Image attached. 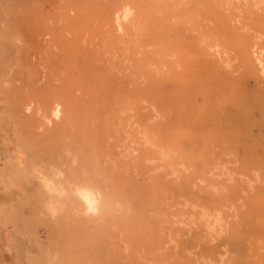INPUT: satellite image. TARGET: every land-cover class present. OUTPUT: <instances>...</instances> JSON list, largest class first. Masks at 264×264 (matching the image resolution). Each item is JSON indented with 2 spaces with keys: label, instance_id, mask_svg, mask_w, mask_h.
Instances as JSON below:
<instances>
[{
  "label": "rangeland",
  "instance_id": "1",
  "mask_svg": "<svg viewBox=\"0 0 264 264\" xmlns=\"http://www.w3.org/2000/svg\"><path fill=\"white\" fill-rule=\"evenodd\" d=\"M123 1L134 2L137 12L132 22L125 25V28L129 29H125L123 34L117 33V41L115 39L112 42L111 38L114 37H110L109 43V36L102 34V12L107 7L112 12ZM153 1L0 2V134L3 135H0V139L6 134L19 135L21 132L20 128L13 130L14 125L10 123L6 108L7 102L14 96H23L20 98L22 104L19 101L18 105L20 109L27 101L25 98H28L29 102L33 99L35 102L37 99L38 102L43 101L33 105L35 108L40 104L47 106H44L43 114L41 107L37 108L40 112L32 108L38 115L36 118L33 111V116L25 115L29 119L33 117L32 123L42 121L48 115L45 114L46 111L49 113L48 107L58 100L59 96H64L70 99L69 105L73 104V109L70 110L74 113V118L77 112V118L81 120L78 123L84 122L83 126L76 124L82 138L72 131L73 127L78 131L74 124L78 120L68 122L73 113L64 108L70 115H65L64 110V116L61 117L63 120L60 118L61 122L58 120V124L54 122L56 126L63 125L61 128L60 125L57 127L64 135L58 132V136V130H54L53 137L50 135V139L44 138L42 146L41 141L35 142L37 146L34 145V148H40L38 151L43 156V151H48L50 158H53L54 154V160L59 164L64 161L66 163L61 164L74 167L70 165L74 160L73 164L76 163L79 167H74L77 170H85L84 172L92 177L105 180L109 178V183L116 182L114 185L111 183L115 192V212L104 216L99 229L90 230L92 234L85 231L79 234L81 232L78 230L73 232L75 235L78 233L79 238L73 236L71 230L68 234V230L63 226L58 228L54 225V228L49 230L47 226L44 228V225H39V221L47 218L36 212L38 208L40 210V206L36 207L37 203H33L34 194L29 190L14 187L13 191L19 196V202L0 203V264H52L54 253L60 260H57L56 264H61V260L70 262L68 264H75L73 260L78 264L83 263L81 260L86 256L89 262H94L92 264H218L222 256H227L223 259L226 264H264V75L253 65H245L243 62V57L252 51H258V55L264 59V13L261 18L254 15L264 9L260 7V11L259 0H240L242 3L238 0H235L237 3L234 0ZM245 1L253 5L247 6L249 3ZM216 3L222 5L217 6ZM214 4L216 8L212 10ZM219 8H223L228 17ZM252 9L256 10H253L254 14H250L253 13ZM215 12L219 13L220 18L218 14L213 15ZM224 16L229 20H224ZM227 21L231 26L226 24L229 23ZM222 22V27H225L223 29L220 25ZM229 27L231 31L236 28L237 35L234 31H228L229 34L233 33L228 35ZM101 36H106V41ZM36 41H39L40 45H37ZM243 43L245 46L243 45L242 49ZM31 65L37 71H34ZM35 72L38 73L37 76H33ZM101 96L103 98H100ZM97 100L103 101H99L98 111ZM74 107H77L78 111H75ZM92 107H96L93 109L96 112L93 111L94 115L90 110ZM81 108L84 113L86 111L89 120L96 116L92 123L88 122L85 116L82 118L84 113L79 111ZM108 108L113 111L109 112ZM107 109L109 113L105 111ZM99 110L103 112L99 113ZM78 112L82 113V116ZM112 113L114 120H111ZM163 113L169 117H164ZM97 114L99 118L105 116V124L111 120V125L109 122L108 126L104 125L102 128L104 117L99 119L100 123L97 124ZM149 120H152L149 124L152 129L148 127ZM95 121L97 126L101 124L97 129ZM87 123L89 124L86 128ZM93 125L90 130L89 127ZM6 127L8 131L5 133L3 128L7 129ZM101 128L103 132L108 129L110 134H107V139L103 138L106 135L102 133ZM83 129L84 135L81 133ZM96 131L99 135H96ZM69 132L80 138L76 139ZM142 133L146 134L149 141L146 136V140L144 139L145 134ZM110 135L114 138H111L114 140L112 143ZM61 136L62 138H58ZM92 137L94 140L95 137L98 138L96 141L99 143L94 142ZM99 138L104 139V143H110L104 148L105 150L109 147L106 152L103 150L106 143L100 142ZM80 139L83 140L81 146L78 142ZM139 141L141 146H137L140 145ZM114 142L119 146L116 147ZM146 142L149 144L147 147ZM47 143L48 145H44ZM71 143L76 153L75 150L71 152L73 156L70 159V152L65 151H68V146L72 147ZM111 144L115 145L111 147L113 150H110ZM164 144L171 148L170 152ZM150 145L155 146L154 149ZM58 146L59 149H56ZM43 147H48L47 151L46 148L43 150ZM161 148L166 149L164 156L161 154L164 152ZM57 150L61 154L59 157ZM83 150L86 154H83ZM96 151L100 153L98 156ZM1 152L2 150L0 159ZM65 153H68L67 157ZM116 156L117 159L121 156L119 163L114 159ZM97 157L104 159L99 161ZM66 158L69 161H65ZM76 159L81 162L78 161L79 165ZM126 159L127 163L124 161ZM97 161L101 162L100 166ZM161 161L164 162L163 165L159 164ZM86 168H91L93 173H90L91 169L88 172ZM101 169L105 172L99 171ZM106 169H109V173ZM102 173L107 177L101 178L104 176ZM4 189L0 179V195H7V191H10L6 188L7 191L3 193ZM215 212L221 213L223 227L219 233L213 235L207 231L209 223L205 215ZM150 229H153L152 232H149ZM99 232V235L105 236L103 239L94 235ZM153 232L155 237H152ZM71 235L72 239L80 244L77 245L79 247L75 245L74 248L75 241H70ZM119 235L124 238L123 241ZM11 238L15 241L14 248ZM91 238L97 243L96 247ZM102 240L107 242L104 244ZM120 245L126 251H123ZM81 248L86 250L83 252ZM58 249H62L64 253H59ZM72 249L77 252H72ZM62 253L64 256L68 255V259L63 258L65 261L60 259ZM42 254L46 259L44 262ZM120 254L123 255V260ZM74 257L77 259H73ZM69 258L72 262L67 261ZM78 259L80 262L76 261ZM85 260L88 262L87 258Z\"/></svg>",
  "mask_w": 264,
  "mask_h": 264
},
{
  "label": "bare ground",
  "instance_id": "2",
  "mask_svg": "<svg viewBox=\"0 0 264 264\" xmlns=\"http://www.w3.org/2000/svg\"><path fill=\"white\" fill-rule=\"evenodd\" d=\"M1 1H5V0H0V2ZM153 1V0H152ZM155 1V0H154ZM153 1V2H154ZM157 1V0H156ZM237 1V0H236ZM235 0H234V2L235 3H237ZM240 0H238V2H239ZM248 1V0H247ZM247 1H245L248 5L247 6H252L253 4H251L250 2H247ZM254 1V0H253ZM241 2V1H240ZM239 2V3H240ZM242 3V2H241ZM244 3V2H243ZM257 3V2H256ZM217 4V3H216ZM221 4V3H220ZM220 4H217V6L219 5L220 6ZM111 5H113V4H111ZM222 5V4H221ZM108 6H110V5H108ZM240 6V5H239ZM255 6V5H254ZM258 6H259V9H260V7L262 8V10L264 9V0H259V2H258ZM110 7H113V6H110ZM223 7V6H222ZM214 8H216V5L214 4V6H213V8L211 7V9L212 10H214ZM253 8V7H252ZM110 8L109 7H107V9L105 10H103V12H102V20H103V29H104V31H105V28H106V30L107 31H105V33H104V31L102 32V34L103 35H105L106 34V36L108 37L107 39L109 40L110 39V37H114V38H111V39H113V41L112 42H114V40L116 39V34L117 33H119V34H123V32L124 31H126L127 29H129V28H125L126 26V24H128L130 21L132 22V19L134 18V16H135V14H136V12H137V6H136V4L134 3V2H131V1H123L122 3H120L118 6H117V8H115L114 9V7H113V11L111 12V9L109 10ZM220 9V11L222 12V13H224L225 11L223 10V8H219ZM223 11H222V10ZM249 9V8H248ZM251 9V8H250ZM108 10V11H107ZM254 9H252V11H253ZM254 11H256V10H254ZM254 11H253V13L252 12H250V14H254ZM260 11H261V9H260ZM214 12V11H213ZM216 12H217V10H216ZM213 13V15H219V13ZM231 13V12H230ZM230 13H229V15H230ZM264 11L263 12H259V13H256L255 12V16H257L258 18H261L264 14ZM257 14V15H256ZM259 14V15H258ZM263 14V15H262ZM224 15L226 16V17H228L227 15H226V13H224ZM253 15V16H254ZM225 16H224V18H225ZM216 17V19H217V16H215ZM219 18H220V15H219ZM218 18V19H219ZM72 19V18H71ZM224 20H229L228 18H225ZM259 21L261 20V19H258ZM130 22V23H131ZM227 22H229V21H227ZM231 22H233V20L231 21ZM219 23V22H218ZM224 22H222L220 25H221V27H222V24H223ZM226 24H228V26H231V23L229 22V23H226ZM219 25V26H220ZM225 25V24H224ZM223 25V26H224ZM234 27V26H233ZM223 28H225V27H222V29ZM230 28V27H229ZM126 29V30H125ZM232 29H234V28H232ZM235 30H236V28H235ZM235 30H232L231 31V28H230V30H227V33H228V35H230V34H233V33H235L236 31ZM228 31H230V32H233V33H230L229 34V32ZM125 33V32H124ZM237 33L238 32H236V35H237ZM102 35V36H103ZM101 36V37H102ZM105 36V37H106ZM234 36V35H233ZM103 38L102 37V39H105V41H106V38ZM118 37V36H117ZM111 39L109 40V43H110V41H111ZM120 39H121V35H120ZM118 40V38L116 39V41ZM105 41L103 40V42L105 43ZM111 42V43H112ZM106 43H108V42H106ZM36 44L37 45H40V42L39 41H36ZM242 45V46H241ZM240 46L242 47V49H243V45L245 46V43H243V44H241ZM247 46V45H246ZM249 46V45H248ZM241 47H240V50H242L241 49ZM250 47V46H249ZM251 48V47H250ZM253 50H254V48H253ZM251 51H252V48H251ZM250 51V52H251ZM247 52L249 53V49L247 50ZM256 51H252V53H250V54H246L243 58H244V60H243V62H245L244 64L246 65H250V66H252L253 65V67H255L262 75H264V59H262L261 57V55H258V51L255 53ZM260 52V51H259ZM205 54V53H204ZM261 54V53H260ZM253 57H254V59H253ZM255 61V62H254ZM208 62L209 61H207V64H208ZM213 62L214 61H212L211 63L213 64ZM255 65V66H254ZM250 66H249V68H250ZM31 67L33 68V70L34 71H37V70H35V67L33 66V65H31ZM215 68H216V66H215ZM252 68V67H251ZM256 69L254 70V72H256ZM31 70V69H30ZM253 71V70H252ZM37 72H35V74H33V76H37V74H36ZM81 75H82V72H81ZM255 74H253V76H254ZM32 76V75H31ZM72 77V76H71ZM257 77V76H256ZM258 77H259V75H258ZM264 77V76H263ZM71 79V78H70ZM82 79H84V76H82ZM78 80L79 81H81L79 78H78ZM78 81V83L80 84L81 82H79ZM73 82V81H72ZM83 82V81H82ZM75 83V82H74ZM18 95V94H17ZM16 95V96H17ZM19 96V95H18ZM21 96V95H20ZM19 96V98H17V97H13L11 100H9L8 102H7V104H6V108H7V111H8V115H9V120H10V123L12 124V125H14L13 126V130L15 129V128H20L21 130V132H20V134L19 135H16L14 132V135H11L10 133H9V135L8 134H6L5 135V137L4 138H2V134H0V135H2L1 136V139H0V145H1V150H2V158L0 159V161L2 162L1 164H0V179H1V181H2V186L6 189H10V191H7V190H3V193H5V191H7V195H5V194H1L0 195V203H15V202H19V196L13 191L14 190V187H16V188H18L19 187V189H25V190H29V191H31L32 192V194H34V196H35V200L33 201V203H37V205H35L36 207H38V206H40V210H39V208H38V211H36L37 213H41V215H43V216H45L47 219H42L41 221H39V225H42V227H43V225H44V228H45V226H47L48 227V229L49 230H52L53 228H54V225H56V226H58V228L59 227H62L63 226V228L65 227L68 231H67V233L68 234H70L69 233V231L71 230V232H72V235L74 236L75 234H73V232H75V231H79V232H81V233H79V234H82V232H86V233H88V234H92L91 232H90V230L91 229H93L94 231H97V229H99V227H100V221H101V219L104 217V216H109L111 213H114L115 211V208H116V206H115V203H113V201H114V199H115V192H114V189H113V186L111 185V183H112V181H110L111 183H109V181H107V180H109V178L107 179V180H105V179H100V178H96V177H92L91 175H88L86 172H84L83 170L82 171H79V170H77V169H79V167L76 165V163H75V165L73 164V162H74V160L72 161V164H70V165H72V166H74V167H78L77 169L76 168H74V167H71V166H67V164H61L62 162H64V161H62L60 164H59V162H57L56 160H54V154H53V158L51 157L50 158V156L49 155H47L48 154V151H47V148L46 147H43V150H45L44 148H46V150L45 151H47L46 153L43 151V153H44V156L46 155V156H48L49 158H47L46 156V158L43 156V155H41L40 153H39V151H38V149H40V148H38L37 150L35 149L36 147L35 146H37V144H34L35 142L37 143V141H41V143H40V145L42 146V140L44 139V138H47V137H49L50 135H51V137H53L54 135L52 134V132H54V130H58L57 132H56V134L59 132V134L60 135H64V133H61V131H60V128H61V126H63L62 124L60 125V128L59 127H57V126H59V125H55L54 124V122H57V124H58V120L62 117V116H64V114H63V112H64V108H66V110L68 111V112H70L71 110H70V108H72L71 107V104L69 105V101H70V99L69 98H66V97H64V96H59V98H58V100H55L54 101V103L52 104V105H50L51 106V108H50V106L48 107L49 108V113H47L48 111H46V113L45 114H48L47 116H45L44 117V119H42V121H40L39 123L37 122V121H35L34 119L36 118V116H38V115H36L35 114V112H34V109H32V108H35V107H33V105L35 106L36 105V103H39L38 102V99H37V102H35L34 100L35 99H33V98H31V99H33V101L31 102H29L28 101V98H25L27 101L26 102H24V100H23V102L24 103H26V104H24L23 103V107H22V109H20V107L18 106L19 105V101H21L20 100V98H22L23 96H21L20 97ZM103 96V95H102ZM100 97V98H103V97ZM30 100V99H29ZM102 100V99H101ZM101 100H99L100 102H103V101H101ZM98 101V100H97ZM97 101H96V107H97V105L99 104V106L97 107V110L96 111H98V109H100V102L98 101V104H97ZM28 102V103H27ZM41 102H43V101H41ZM40 102V103H41ZM92 102V101H91ZM21 104H22V101L20 102ZM90 103V102H89ZM42 104H44V103H42ZM70 106V107H68V105ZM92 104H94V103H92ZM102 104V103H101ZM39 105V104H38ZM73 105V104H72ZM44 106H45V104H44ZM44 106H42L41 104H40V106H37V108L39 107H41V111H42V114L44 113L43 111H44ZM66 106V107H65ZM86 106V105H85ZM92 106V105H91ZM104 106H105V104H104ZM103 106V107H104ZM47 106H45V108H46ZM81 107V106H80ZM84 107V106H83ZM96 107H94V108H96ZM37 108H35V111H39ZM42 108H43V110H42ZM47 108V109H48ZM67 108H69V110L67 109ZM75 108V111L77 110V107H74ZM85 108V107H84ZM90 108V107H89ZM93 107L90 109V110H92L91 111V113L93 114V109H94ZM105 108V107H104ZM37 109V110H36ZM46 109V110H47ZM51 109V110H50ZM73 109V108H72ZM103 109V108H102ZM108 109H110V108H108ZM108 109L107 110H105V111H107L108 112ZM65 110V115L68 113L67 111ZM85 110H88L87 108H85ZM112 109H110L109 110V112H112L111 111ZM34 112V116H35V118L33 119V121H35L36 123H38V124H36L35 122L34 123H32V118H30L29 119V117H27V116H25V115H31L33 112ZM74 111V110H73ZM78 111V110H77ZM79 111H83V108H81V110H79ZM102 111V110H101ZM32 112V113H31ZM40 112V111H39ZM72 112V111H71ZM70 112V113H71ZM103 112V111H102ZM102 112H100V110H99V113H102ZM108 112V113H109ZM153 112H155L154 110H153ZM24 114V115H22V114ZM73 113V112H72ZM76 114V118H74V113H73V116H70V117H72V118H74V119H72V118H70L71 120L70 121H68V122H70V123H72L75 119H77L78 121H76L74 124H75V127H77V129L76 130H78V131H75V128L73 127L72 129V131L74 132V133H78L77 135H79L80 137H81V135L79 134V126H81V124H82V122H80V123H78L79 121H81L80 119H78L77 118V112H75ZM79 113V112H78ZM82 113H84V111L82 112ZM82 113H79V115L80 116H82ZM94 113H96L95 111H94ZM114 113H115V111H114ZM114 113H112V115L114 114ZM157 115H159L157 112H155ZM154 113V114H155ZM41 113H39V115H40ZM41 114V115H42ZM69 114V113H68ZM68 114H67V116H68ZM91 114V115H92ZM70 115V114H69ZM87 115H88V113H87ZM89 115H90V113H89ZM88 115V116H89ZM94 115V114H93ZM98 115V114H97ZM110 115H111V113L109 114V117H110ZM137 116H138V113L136 114ZM167 114H164L163 113V116L165 117ZM32 116H33V114H32ZM67 116H65L66 118H67ZM85 116V118H87V116H86V111H85V113L83 114V116H82V118ZM101 116V115H100ZM103 117H101V118H103L102 120H103V123H102V125H103V127L102 128H104V125H107L108 126V123L112 120V118L113 117H115L114 115L113 116H111V120L109 121L108 119H107V121H109V122H107V124H105L106 122V119H105V116L104 115H102ZM160 116V115H159ZM168 116V115H167ZM31 117V116H30ZM41 117V116H40ZM39 117V118H40ZM42 117H43V115H42ZM94 117H96V116H93V118ZM106 117H108V114H107V116ZM155 117V116H154ZM169 117V116H168ZM167 117V118H168ZM81 118V117H80ZM93 118H91L90 120H89V117L86 119V120H89L88 122H91L92 121V119ZM101 118H99V115H98V117H97V119H98V122L97 121H95V124H96V122H97V124L98 123H100L99 122V119H101ZM148 118V117H147ZM152 118V117H151ZM156 119H157V117H155ZM167 118H165V119H167ZM110 119V118H109ZM41 120V119H40ZM63 119L61 118V121H62ZM69 120V119H68ZM85 120V119H84ZM93 120H95V118L93 119ZM102 120H100V121H102ZM113 120H114V118H113ZM60 121V120H59ZM60 121V122H61ZM64 121H66V119H64ZM166 121V120H165ZM164 121V122H165ZM59 122V123H60ZM113 122V121H112ZM149 123H148V125L150 124V122H152V120H149L148 121ZM92 123V122H91ZM52 124H53V126H52ZM64 124V123H63ZM67 124V122H65V125ZM76 124L78 125V124H80L79 126H76ZM83 124H84V122H83ZM83 124H82V126H83ZM86 124V123H85ZM88 124L89 123H87V125H85V127L86 126H88ZM97 124H96V129L97 128H99V126H101V124L99 125V126H97ZM138 124H139V121H138ZM50 125L52 126V127H50ZM64 125V127H68V126H65ZM68 125H69V123H68ZM110 125H111V122H110ZM74 126V125H73ZM140 126L141 127H143L141 124H140ZM147 126V125H146ZM160 126H162V123L160 122ZM1 127V126H0ZM63 127V128H64ZM70 127V126H69ZM72 127V126H71ZM85 127H84V129H85ZM92 127H94V125L93 126H90L89 127V129L90 128H92ZM140 127V128H141ZM148 127H151V125H149ZM154 127V126H153ZM163 127V126H162ZM5 128V127H4ZM3 128V130L5 131V133H6V130L8 131V128L7 129H4ZM62 128V130H64ZM87 128V127H86ZM101 128V130H102V133H105L104 135H106V136H104L103 138H106L107 139V134H110V133H108L107 132V130L109 129V127H108V129H106V132L104 131L103 132V129ZM137 128V127H136ZM136 128H134V129H136ZM84 129L81 131V133H82V135H84L85 134V131H87L86 129H85V131H84ZM88 129V130H89ZM95 129V130H96ZM151 129H152V127H151ZM151 129H150V131H151ZM154 129V128H153ZM157 128H155V130H156ZM166 129V128H165ZM10 130V129H9ZM17 130V129H16ZM69 130H70V128H69ZM69 130H66V131H69ZM91 130V129H90ZM92 130H94V128L92 129ZM100 130V131H101ZM105 130V129H104ZM140 130V129H139ZM146 130H147V128H146ZM167 130V129H166ZM1 131H2V127H1ZM3 131V132H4ZM83 131H84V133H83ZM99 131V130H98ZM110 131V130H109ZM137 131V130H136ZM143 131H144V129H143ZM153 131V130H152ZM165 131V130H164ZM168 131H169V129H168ZM171 131V130H170ZM88 132V131H87ZM89 132H92V131H89ZM131 132H133V129H132V131ZM138 132V131H137ZM148 132V131H147ZM147 132H145L146 134H148ZM167 132V131H166ZM2 133V132H1ZM5 133H3V134H5ZM19 133V132H18ZM98 132L96 131V135H99V134H97ZM100 134V135H102L103 136V134ZM130 135H131V133L130 132H128ZM138 133H140V132H138ZM144 133V134H145ZM67 134H68V132H67ZM69 134H71V132H69ZM112 134V133H111ZM134 134H136L137 135V133H134ZM143 133H142V135H144ZM146 134L144 135V139H145V136H146ZM152 134H154V132L152 133ZM165 134H167V133H165ZM58 135V134H57ZM60 135H58V136H60ZM88 135V134H87ZM130 135H129V137H128V139L130 138ZM150 135L151 134H149V137H150ZM163 135V134H162ZM15 136V137H14ZM71 136H75V138L76 139H78V137H76V135H73V133L71 134ZM71 136H67V137H71ZM93 136V135H92ZM115 136H116V134H115ZM118 136H119V134H118ZM121 136H123L124 138H125V136L122 134ZM137 136H140L139 134L137 135ZM165 136V135H164ZM168 136V135H167ZM14 137V138H13ZM79 137V138H80ZM97 137H100V136H97ZM110 137V141L112 140V139H114L113 137H112V135H110L109 136ZM122 137V138H123ZM126 137H127V135H126ZM133 137H135L134 135H133ZM56 138V137H55ZM58 138H62V136L61 137H58ZM82 138V137H81ZM94 137H92L91 139H93ZM102 138V137H101ZM101 138H99L100 139V142L101 141H103L104 139H101ZM112 138V139H111ZM115 138H117V136L115 137ZM120 138V137H119ZM137 138V137H136ZM135 138V139H136ZM140 137H138L137 139H139ZM148 137L146 136V139H147ZM49 139H50V137H49ZM66 139V138H65ZM69 141H70V139L69 138H67ZM75 139V141L74 142H76L77 140ZM90 139V140H91ZM96 139H98V138H96L95 137V140H94V142L96 141ZM118 139V138H117ZM117 139L115 140L116 142H117ZM143 139V136H142V139H141V141H143L144 140ZM145 139V140H146ZM149 139V138H148ZM147 139V140H148ZM162 139V138H161ZM164 139V138H163ZM162 139V140H163ZM47 140V139H46ZM67 140V142H69ZM72 140H73V138H72ZM83 140H85L84 139V137H83ZM83 140H81L80 139V141H78V142H80V146H81V142L83 141ZM89 140V141H90ZM124 140V139H123ZM132 140V139H131ZM165 141H166V139H164ZM45 141V140H44ZM48 141V140H47ZM46 141V142H47ZM51 141H52V139H51ZM54 141V140H53ZM55 141H56V139H55ZM65 141V140H64ZM88 141V140H87ZM88 141V142H89ZM98 141V140H97ZM96 141V142H97ZM114 140H112L111 141V143L113 142ZM126 141V140H125ZM124 141V142H125ZM128 141V140H127ZM141 141H139L140 142V145H137V146H141ZM149 141V140H148ZM49 142V141H48ZM71 142V141H70ZM109 142V141H108ZM123 142V143H124ZM154 142V141H153ZM159 142V141H158ZM73 143V142H72ZM72 143H71V146H72ZM89 143H91V141L89 142ZM98 143H99V141H98ZM102 143H104V141L102 142ZM105 143H106V145H105V147H103V150H104V148H106V146H109V144L107 143V141H105ZM104 143V144H105ZM115 143V142H114ZM118 143V142H117ZM117 143H115L116 144V147H118L119 145H117ZM126 143V142H125ZM129 142H127V144H128ZM147 143V142H146ZM163 143V142H162ZM68 144H70V143H68ZM73 144H75L76 145V143H73ZM79 144V143H78ZM77 144V145H78ZM86 144V143H85ZM84 144V145H85ZM92 144H93V141H92ZM122 144V143H121ZM126 144V145H127ZM130 144V143H129ZM128 144V145H129ZM151 144V143H150ZM160 144H161V141H160ZM35 145V146H34ZM44 145H48V143L47 144H44ZM54 145H57V144H54ZM58 145H61V144H58ZM101 145V144H100ZM98 146L99 147V150H100V148H101V146ZM103 145V144H102ZM114 145V144H113ZM123 145V144H122ZM125 145V144H124ZM145 145V144H144ZM147 145L149 146V144L147 143L146 144V147H147ZM79 146V147H80ZM87 146H88V144H87ZM95 146V145H94ZM115 146V145H114ZM114 146H112V144H111V146H110V150L114 147ZM130 146V145H129ZM154 146V145H153ZM164 146H166V144H164ZM170 145L168 144V147H169ZM33 147V148H32ZM35 147V148H34ZM50 147H52V144H50ZM54 147V146H53ZM56 147V146H55ZM54 147V148H55ZM63 146H61L60 148H62ZM91 148H92V145L90 146ZM112 147V148H111ZM150 147H152L151 145H150ZM155 147V146H154ZM154 147H152L153 149H154ZM161 147H162V145H161ZM66 148V147H65ZM68 151H65V152H70L69 153V155L68 156H70V157H68V158H72V154L73 153H71V152H73L74 150H75V153H76V149H73L74 148V146H72V147H69L68 146ZM88 148V147H87ZM122 148V147H121ZM120 148V149H121ZM123 148L125 149V147L123 146ZM122 148V149H123ZM129 148V147H128ZM131 148V147H130ZM165 148H167V146L165 147ZM52 149V148H51ZM56 149H59V146H58V148H56ZM63 149V148H62ZM61 149V150H62ZM78 149V148H77ZM108 149H109V147H108ZM108 149H105V150H108ZM119 149V148H118ZM121 149V150H122ZM123 149V150H124ZM164 150V148H161V150ZM169 151L168 152H170L171 151V148L169 149V148H167ZM0 150V151H1ZM41 150V149H40ZM49 150H50V148H49ZM66 150V149H65ZM78 150H80V149H78ZM77 150V151H78ZM88 150V149H87ZM95 150V149H94ZM98 149H97V151H99ZM102 150V151H103ZM104 150V151H105ZM113 150V149H112ZM125 150H127V149H125ZM131 150V149H130ZM158 150V149H157ZM166 150V149H165ZM164 150V152H162L161 154L164 156V154H165V151ZM51 151V150H50ZM58 151L59 150H57V152L56 153H58ZM64 151V150H63ZM97 151H96V155L98 156V153L99 152H101V150L97 153ZM128 151H129V149H128ZM135 151V150H134ZM159 151V150H158ZM52 152L54 153V149H52ZM87 152V151H86ZM90 152V151H89ZM106 152V151H105ZM104 152V153H105ZM118 152H120V151H118ZM122 152V151H121ZM130 152V151H129ZM68 153H65L66 154V157H67V154ZM94 153H95V151H94ZM94 153H93V155H94ZM111 153H116V154H118L117 152H112L111 151ZM110 152H109V154H111ZM125 153V152H124ZM60 153H58L57 154V156L59 155ZM81 155H82V157H83V154H86L85 152H84V150H83V154L82 153H80ZM80 154H78V155H80ZM92 154V153H91ZM100 154V153H99ZM106 154V153H105ZM131 154V153H130ZM61 155V154H60ZM59 155V156H60ZM101 155H103V153H101ZM108 155V154H107ZM106 155V156H107ZM112 155V154H111ZM114 155V154H113ZM125 155V157H126V153L124 154ZM152 155H153V153H152ZM159 155H160V153H159ZM169 154H167V156H168ZM56 156V157H57ZM58 156V157H59ZM92 156V155H91ZM90 156V157H91ZM103 156H105V155H103ZM128 156V155H127ZM62 157V156H61ZM79 157V156H78ZM77 157V158H78ZM81 157V158H82ZM95 156H93V158H94ZM101 157V156H100ZM100 157H97L98 158V160L100 161V160H103L104 158H100ZM121 157V156H120ZM119 157V158H120ZM124 157V158H125ZM160 158H161V155L159 156ZM68 158H66L67 160H65V161H69L68 160ZM100 158V159H99ZM105 158H107V157H105ZM117 159V156L116 157H114V159ZM118 158V159H119ZM127 158V157H126ZM153 158V157H152ZM163 158V157H162ZM58 159V158H57ZM83 160H84V158H82ZM118 159H117V161H118ZM128 159V158H127ZM127 159L126 160H124V161H126V163H127ZM154 159V158H153ZM164 159H165V157H164ZM167 159V158H166ZM54 160V161H53ZM61 160V159H60ZM77 160V162L80 160V158H79V160L78 159H76ZM112 160V159H111ZM110 160V161H111ZM121 160H123V158H121ZM150 160V159H149ZM148 160V161H149ZM161 160V159H160ZM51 161V162H50ZM53 161V162H52ZM89 161H91V159H89ZM88 161V162H89ZM93 161V160H92ZM99 161H97V162H99ZM116 161V160H115ZM114 161V162H115ZM120 161V160H119ZM119 161H118V163H119ZM155 161V160H154ZM164 161V160H163ZM80 162V161H79ZM78 162V165L81 163H79ZM88 162H86V164L88 163ZM108 162V161H107ZM113 162V163H114ZM122 163H123V161H121ZM120 162V163H121ZM150 162V161H149ZM152 162V161H151ZM157 162V161H156ZM165 162V161H164ZM164 162H162L161 161V163H159V164H164ZM64 163H66V162H64ZM85 163V162H84ZM100 163L101 162H99V166H100ZM113 163H112V165H113ZM116 163V162H115ZM114 163V164H115ZM118 163H116V164H118ZM153 163H155V162H153ZM85 164V165H86ZM90 164V163H89ZM105 164H107L106 162H105ZM124 164V163H123ZM83 165V164H82ZM82 165H81V167H82ZM104 165V164H103ZM111 165V164H110ZM130 165H131V163H130ZM115 166V165H114ZM125 166H127L126 164H125ZM124 166V167H125ZM132 167H135V166H133V165H131ZM159 166H161V165H159ZM159 166H157L158 168H159ZM81 167H80V169H81ZM86 167V166H85ZM87 167H88V165H87ZM102 167V166H101ZM100 167V168H101ZM106 168H107V166H105ZM104 167V168H105ZM113 167V166H112ZM112 167H111V169H112ZM130 167V166H129ZM131 167V168H132ZM76 170H74V169ZM110 168V167H109ZM114 168V167H113ZM119 168V167H118ZM117 168V170H119ZM140 168V167H139ZM171 168V167H170ZM83 169H84V167H83ZM87 169V168H86ZM89 169H91V168H88L87 170H88V172L90 171ZM120 169H123V168H121L120 167ZM133 169V168H132ZM156 169V168H155ZM160 169H161V167H160ZM86 170V171H87ZM98 170V169H97ZM104 170V169H103ZM102 169L101 170H99V171H103ZM107 171H108V173H109V169H106ZM174 170V169H173ZM77 171H78V173H77ZM125 171V170H124ZM92 172V169H91V171H90V173ZM104 172H105V170H104ZM103 172V173H104ZM113 172V171H112ZM119 173H120V171H118ZM118 172H117V174H118ZM93 173V172H92ZM96 173V172H95ZM98 173V172H97ZM102 173V174H103ZM107 173V174H108ZM110 173H111V171H110ZM106 174V173H105ZM169 174V173H168ZM92 175H94V174H92ZM104 175V174H103ZM108 175H110V174H108ZM111 175H113V174H111ZM173 175V174H172ZM97 176V175H96ZM100 177V176H99ZM102 177H107V176H101V178ZM113 178H114V176H112ZM111 177V179H113ZM257 177V176H256ZM257 179V178H256ZM258 179H259V176H258ZM114 183H116V182H113L112 184L114 185ZM118 184V183H117ZM5 186H7V187H5ZM118 208H119V206H118ZM205 214H207V213H205ZM36 216V215H35ZM206 217H207V220H208V223H209V229L207 230V231H210L212 234L213 233H219L220 232V230H222V227H223V221H222V217H221V213L220 212H215L214 214H208V215H205ZM202 217V216H201ZM204 218V217H203ZM206 219V218H205ZM35 220V219H34ZM203 221H204V219H203ZM36 222V221H35ZM205 222V221H204ZM206 223V222H205ZM204 225V224H203ZM35 226H36V223H35ZM34 226V227H35ZM40 227V226H39ZM208 228V227H207ZM206 228V229H207ZM65 229V230H66ZM151 230V229H150ZM149 230V232H152V230L150 231ZM154 231L156 232L157 231V229H154ZM105 232V231H104ZM101 232H99V233H97V234H94V235H96V236H100L101 237V239H103L102 237H105V236H103V234H101V235H99ZM152 234H154V232L152 233ZM151 234V235H152ZM72 235H71V242H72V240H74L75 241V239H72ZM77 235H78V233H77ZM77 235H75V237L77 236ZM85 235V234H84ZM214 235V234H213ZM26 236V235H25ZM67 236H69V235H67ZM92 236V235H91ZM120 236V235H119ZM220 236V235H219ZM75 237H73V238H75ZM78 237V236H77ZM152 237H155V234H154V236H152ZM157 237V236H156ZM10 238V237H9ZM31 238V237H30ZM69 239H70V237H68ZM79 238V237H78ZM120 238H121V241H123L124 240V238H122L121 236H120ZM119 238V239H120ZM158 238V237H157ZM160 238V237H159ZM12 239V238H11ZM82 239V238H81ZM85 239V238H84ZM89 239H90V237H89ZM91 239H93V238H91ZM156 239V238H155ZM78 240V239H77ZM9 242H10V240H8ZM83 241V240H82ZM92 241V240H91ZM90 241V242H91ZM103 241V240H102ZM102 241H101V243H102ZM158 241V240H157ZM12 242H13V239H12ZM15 242V241H14ZM14 242H13V244H12V248H14ZM77 242H79V240L77 241ZM86 242V241H85ZM89 242V241H88ZM104 242V244L107 242V240H106V242H105V240L103 241ZM119 242H120V240H119ZM73 243V242H72ZM94 245H95V247H96V244L94 243V239H93V242H92ZM91 243V244H92ZM122 243V242H121ZM159 243V242H158ZM160 243H162L161 241H160ZM85 244V243H84ZM104 244L102 245V246H104ZM74 248L77 246V245H80V244H77L76 243V241L74 242ZM76 245V246H75ZM99 245V244H98ZM119 244H117V246H118ZM77 247H79V246H77ZM81 247H83L82 246V243H81ZM84 247H85V245H84ZM87 247H88V245H87ZM92 247V245L90 246V248ZM119 247V246H118ZM120 248L122 249V247H121V245H120ZM120 248H118V249H120ZM227 248V247H226ZM9 249V248H8ZM82 249V248H81ZM80 249V250H81ZM224 249V248H223ZM50 251H51V249H49ZM74 250H76V249H72V252L74 251ZM84 250H86V249H84ZM84 250L82 249V251L84 252ZM97 250V249H96ZM103 250V249H102ZM112 250V249H111ZM123 251H126V249L124 250V248L122 249ZM122 250H121V252H122ZM45 251V250H44ZM49 251V252H50ZM56 251V250H55ZM58 252L60 251V252H63L62 251V249L60 250V249H58L57 250ZM106 251H109V250H106ZM59 252V253H60ZM76 252H77V250H76ZM80 251L78 250V253H79ZM83 252H82V255H83ZM104 252V251H103ZM112 252V251H111ZM222 252V251H221ZM41 253V252H40ZM46 253V252H45ZM64 253V252H63ZM61 254V256L62 257H60V259L62 258H67L68 259V255L66 256H64V254ZM86 253H88V252H86ZM124 253V252H123ZM224 253L226 254V250L224 251ZM223 253V254H224ZM46 254H48V253H46ZM55 254V256L53 257V259H52V261H51V263L52 264H56L57 263V260H59V259H57V258H59V257H57L56 255V253H54ZM77 254V253H76ZM107 254V253H106ZM43 255V254H42ZM78 255H80V254H78ZM122 254H120V257L122 258V260H123V255L121 256ZM38 256V255H37ZM36 256V257H37ZM40 256V255H39ZM59 256V255H58ZM64 256V257H63ZM74 256H76L75 255V253H74ZM96 256V255H95ZM101 256V255H100ZM115 256V255H114ZM221 256V255H220ZM42 257H44V255L42 256ZM41 256H40V260H41V258H42ZM80 257H81V255H80ZM224 257V258H223ZM72 258V257H71ZM71 258H69V260H67V261H71L72 262V260H70ZM76 257H74L73 259H75ZM82 258V257H81ZM88 259V262H87V260H85V259ZM86 258L85 259H82L81 261L83 262V263H81L80 261H79V259L78 260H76V261H79L80 263L79 264H84V261H86V263L85 264H92V263H94V262H92L91 260V262H89V258H88V256H86ZM98 258V257H97ZM101 258V257H100ZM227 258V256H222V258L220 259V261H219V258H218V261H219V263L218 264H226L225 262H224V260L223 259H226ZM77 259V258H76ZM92 259V258H91ZM114 259H116V258H114ZM42 260H43V262H44V260H46L45 259V257H44V259L42 258ZM64 261H65V259H63ZM84 260V261H83ZM118 260V259H117ZM116 260V261H117ZM60 261V260H59ZM58 261V262H59ZM74 262L73 263H77L78 264V262H75V260H73ZM93 261H94V258H93ZM115 261V260H114ZM228 261H229V259H228ZM32 262V261H31ZM36 262H37V260H36ZM48 262H49V260H48ZM61 262L63 263V264H68V263H70V262H63L62 260H61ZM100 262V261H99ZM117 262H119V261H117ZM116 262V263H117ZM227 262V261H226ZM17 263V262H16ZM26 263V262H25ZM24 263V264H25ZM42 263V262H41ZM61 263V264H62ZM230 263V262H229ZM27 264V263H26ZM46 264V263H45ZM72 264V263H71ZM97 264V263H96ZM228 264V263H227Z\"/></svg>",
  "mask_w": 264,
  "mask_h": 264
}]
</instances>
